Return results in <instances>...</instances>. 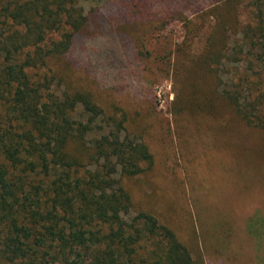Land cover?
<instances>
[{
  "label": "trees",
  "instance_id": "obj_1",
  "mask_svg": "<svg viewBox=\"0 0 264 264\" xmlns=\"http://www.w3.org/2000/svg\"><path fill=\"white\" fill-rule=\"evenodd\" d=\"M87 1L0 0V264H203L150 210L130 214L152 153L87 41L113 33L146 62V33L181 21L174 110L229 109L264 133V0Z\"/></svg>",
  "mask_w": 264,
  "mask_h": 264
},
{
  "label": "rangeland",
  "instance_id": "obj_2",
  "mask_svg": "<svg viewBox=\"0 0 264 264\" xmlns=\"http://www.w3.org/2000/svg\"><path fill=\"white\" fill-rule=\"evenodd\" d=\"M86 6L105 11L96 0ZM184 30L174 20L147 32L146 62L127 63L113 33L87 41L99 88L128 109L152 153L127 182L130 214L150 210L203 264H264V133L229 109L174 110L181 85L171 74L170 52ZM208 31L206 24L194 53Z\"/></svg>",
  "mask_w": 264,
  "mask_h": 264
}]
</instances>
